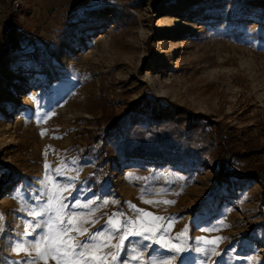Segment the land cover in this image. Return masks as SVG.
<instances>
[{
  "label": "rangeland",
  "instance_id": "rangeland-1",
  "mask_svg": "<svg viewBox=\"0 0 264 264\" xmlns=\"http://www.w3.org/2000/svg\"><path fill=\"white\" fill-rule=\"evenodd\" d=\"M14 12L20 48L0 60V264L26 258L12 249L49 177L73 186L69 205L94 201L91 233L112 213L133 219L129 205L173 220L171 243L187 228L183 252L129 237L122 258L135 247L145 261L264 264L259 181L228 179L211 158L122 159L120 150L128 130L154 125L142 105L154 99L264 137V0H22ZM133 106L120 131L107 138L103 128L91 142L98 120ZM62 160L75 161L66 173L78 170L75 180L56 176ZM217 236L222 255L196 250L198 238Z\"/></svg>",
  "mask_w": 264,
  "mask_h": 264
},
{
  "label": "snow or ice",
  "instance_id": "snow-or-ice-1",
  "mask_svg": "<svg viewBox=\"0 0 264 264\" xmlns=\"http://www.w3.org/2000/svg\"><path fill=\"white\" fill-rule=\"evenodd\" d=\"M43 134V133H42ZM69 164L75 161H60L54 169L56 176H63L72 181L78 176L66 175L71 171ZM46 170L51 168L45 164ZM19 190V189H17ZM73 186L71 184H60L51 177L46 180L44 189L39 192L37 200L44 199L46 202L40 205L39 210H32L29 215L35 223H25L23 236L20 242L13 247V252L17 255L23 253L25 259L22 261L9 262V264H48L49 259L55 264H172V259L154 260L149 258L145 261L142 251H137L135 247L131 249V255L121 257L122 250H125V241L129 237H140L144 241H152L161 248L173 253H180L185 250L184 238L187 228L180 232L173 239L180 241L179 244L171 243L166 239V234L170 226L174 223L170 218L154 216L152 213L137 209L134 205L129 208L137 213L133 219L124 217L122 213H112L103 228L91 233L85 225H95L97 221L92 219L95 212L92 210L94 201L80 203L78 200L70 205L66 203L67 197L64 193L71 194ZM145 203L169 204L171 201H144ZM107 203V201H105ZM75 209H85L87 211H73ZM38 217H44L38 221ZM144 217H150L151 222L145 221ZM2 219V217H0ZM167 224L168 226H164ZM37 229L41 231L37 233ZM4 227L0 224V232ZM207 231H214L208 229ZM36 235L32 240L27 237ZM87 235V239L81 241L79 237ZM113 240L116 243H113ZM222 237L214 239L198 238L197 243H202L204 247L197 248L207 256H220L217 252ZM174 259V258H173ZM248 264H255L249 260Z\"/></svg>",
  "mask_w": 264,
  "mask_h": 264
},
{
  "label": "trees",
  "instance_id": "trees-1",
  "mask_svg": "<svg viewBox=\"0 0 264 264\" xmlns=\"http://www.w3.org/2000/svg\"><path fill=\"white\" fill-rule=\"evenodd\" d=\"M7 19V28L0 42V60L20 48L16 12L8 8ZM142 105L154 125L144 128L138 124L128 130V136L120 146L122 159L139 155L175 163L190 158L198 161L211 158L218 162L219 172L228 179L259 181L262 187L259 207L264 211V137L250 131L228 128L220 121L214 122L208 116L192 113L164 99L145 100ZM135 111L133 106L120 114L106 115L98 120L100 130L91 132L95 134L91 142H97L103 128L107 138L120 131L126 116H131ZM108 145L104 140L102 153L108 152ZM236 161L241 163L236 164Z\"/></svg>",
  "mask_w": 264,
  "mask_h": 264
},
{
  "label": "crops",
  "instance_id": "crops-1",
  "mask_svg": "<svg viewBox=\"0 0 264 264\" xmlns=\"http://www.w3.org/2000/svg\"><path fill=\"white\" fill-rule=\"evenodd\" d=\"M7 26V7L0 1V41L3 39V33Z\"/></svg>",
  "mask_w": 264,
  "mask_h": 264
},
{
  "label": "built area",
  "instance_id": "built-area-1",
  "mask_svg": "<svg viewBox=\"0 0 264 264\" xmlns=\"http://www.w3.org/2000/svg\"><path fill=\"white\" fill-rule=\"evenodd\" d=\"M0 1L6 4L9 8H11L12 11H16L19 8L22 0H0Z\"/></svg>",
  "mask_w": 264,
  "mask_h": 264
},
{
  "label": "bare ground",
  "instance_id": "bare-ground-1",
  "mask_svg": "<svg viewBox=\"0 0 264 264\" xmlns=\"http://www.w3.org/2000/svg\"><path fill=\"white\" fill-rule=\"evenodd\" d=\"M161 89V88H160Z\"/></svg>",
  "mask_w": 264,
  "mask_h": 264
}]
</instances>
